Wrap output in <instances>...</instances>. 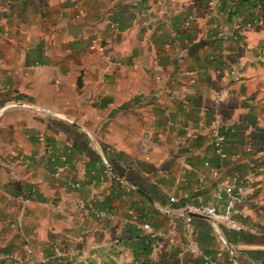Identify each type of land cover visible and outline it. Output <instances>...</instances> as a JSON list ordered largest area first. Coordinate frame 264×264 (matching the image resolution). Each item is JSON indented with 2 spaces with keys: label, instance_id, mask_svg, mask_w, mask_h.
<instances>
[{
  "label": "crops",
  "instance_id": "0c3cea01",
  "mask_svg": "<svg viewBox=\"0 0 264 264\" xmlns=\"http://www.w3.org/2000/svg\"><path fill=\"white\" fill-rule=\"evenodd\" d=\"M255 6L0 0V264H264Z\"/></svg>",
  "mask_w": 264,
  "mask_h": 264
},
{
  "label": "built area",
  "instance_id": "2783aa9c",
  "mask_svg": "<svg viewBox=\"0 0 264 264\" xmlns=\"http://www.w3.org/2000/svg\"><path fill=\"white\" fill-rule=\"evenodd\" d=\"M236 79H239L238 76H236ZM214 134L216 135L214 146L217 151H221L223 135L218 130H215ZM60 158L65 161L67 157L65 155H61ZM49 160L53 162L54 157H50ZM226 194L227 198L225 209L219 210L215 205L212 204L195 205L191 203H185L181 208L182 216L186 222L191 221L193 216L204 217L211 222L215 231L218 230L220 225L231 230L241 231L244 226L233 216L232 209L234 205L240 202L242 199L237 194L231 192L230 188L226 189ZM170 200L173 201L174 199L171 198ZM144 228L148 229V225H144ZM191 249L192 251L196 250L195 247H191ZM207 260L209 261V258H207Z\"/></svg>",
  "mask_w": 264,
  "mask_h": 264
},
{
  "label": "rangeland",
  "instance_id": "374dc122",
  "mask_svg": "<svg viewBox=\"0 0 264 264\" xmlns=\"http://www.w3.org/2000/svg\"><path fill=\"white\" fill-rule=\"evenodd\" d=\"M255 9H254V11H251L250 13L253 15V17H255V18H257V19H264V0H255ZM263 29H264V25H263ZM221 132V131H220ZM222 133V132H221ZM222 135H223V140H222V142H221V151H217L216 150V148H215V146H214V141H215V137H216V135L215 134H213L212 135V145H213V148H214V150H215V153L219 156V158H221V159H223L224 157H225V155H226V153L224 152V150H223V145H224V143H225V141H226V136H225V134L224 133H222ZM228 188H230V190H231V192H233L232 191V187H230V186H225V191H226V189H228ZM239 196V195H238ZM171 199V198H170ZM174 199V198H173ZM171 201V200H170ZM173 201H175V199L173 200ZM172 201V202H173ZM225 204H226V202H225ZM225 204H224V207H223V209H225ZM184 204H182L181 206H180V210H181V208H182V206H183ZM137 263L138 264H144V261H145V259L144 258H139V257H137ZM129 264H134V263H129Z\"/></svg>",
  "mask_w": 264,
  "mask_h": 264
}]
</instances>
